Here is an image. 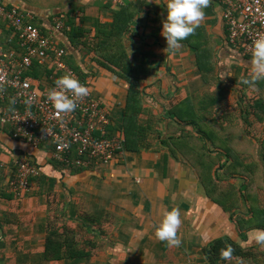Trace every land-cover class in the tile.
Listing matches in <instances>:
<instances>
[{
    "label": "crops",
    "instance_id": "crops-1",
    "mask_svg": "<svg viewBox=\"0 0 264 264\" xmlns=\"http://www.w3.org/2000/svg\"><path fill=\"white\" fill-rule=\"evenodd\" d=\"M1 3L29 13L34 25L45 34L57 15L63 16L65 22L69 14L76 25L89 28L87 39L75 41L63 31L56 34V39L66 50L65 61L81 70L84 79L75 72L108 110L107 128L117 127L122 119L127 84L99 66L87 45L94 36L95 23L111 22L122 6L132 5L136 12L123 39L129 58L143 70L140 84L143 111L139 123L146 132L138 150L125 151L109 164L93 162L78 168L55 162L51 148H34L14 138L10 126L0 123V264H204L207 259L203 248L217 238L243 247L257 246L251 235L263 228L241 233L235 222L238 215L248 218L249 204L240 201L239 209L232 213L211 200L196 168L169 138L183 129L193 130L175 122L169 114L172 104H179L189 96L204 95L211 100L215 94L210 90L205 93L194 48L182 41L179 50L167 52L166 39L161 34L167 0H1ZM222 9L218 0H211L204 10V21L189 38L195 45L207 41L212 47L208 50L214 73L219 83L236 97L240 89L235 79L250 71L251 56L226 41ZM0 45L4 49H17L12 30L1 18ZM33 82L37 84L39 80ZM7 102L0 100V115ZM243 108L247 110L248 104H243ZM193 142L199 145L196 138ZM23 156L36 166L38 178L33 179L26 191L17 193L9 182ZM256 158L263 170L259 154ZM232 180L239 179H229L239 185ZM257 196L264 198V191ZM174 207L179 208L182 220L178 231L182 244L178 248L155 237V226L164 212ZM50 229L63 234L68 243L77 245L86 255L43 262V245ZM231 264H264V254L258 252L254 262L236 258Z\"/></svg>",
    "mask_w": 264,
    "mask_h": 264
},
{
    "label": "trees",
    "instance_id": "trees-1",
    "mask_svg": "<svg viewBox=\"0 0 264 264\" xmlns=\"http://www.w3.org/2000/svg\"><path fill=\"white\" fill-rule=\"evenodd\" d=\"M135 12L132 5H125L115 13L111 22L100 25L95 23L94 36L87 45L94 54L93 60L99 66L108 69L127 84V97L122 119L117 127L107 128V136L123 137L125 151L138 150L140 142L145 139L143 133L146 132L143 125L139 123L143 111V93L140 88L144 77L143 70L129 58L123 39ZM57 16L64 19L61 15ZM3 20L6 22L5 19ZM31 23L34 25L33 19ZM64 23L66 26L62 31L75 41L84 37L88 38L89 28H84L83 24L76 25L74 17L67 14ZM39 30L44 33L42 28ZM183 42L195 49L196 66L203 80L205 93L210 90L215 95L210 98L211 100L204 95L189 96L179 104H172L169 114L174 116L175 122L180 125H189L193 130L183 129L177 136L169 138L175 141L177 150L196 168L207 196L211 200L225 211L232 213L239 209L240 201L244 200L249 204L248 218L245 219L240 215L235 218L241 233L243 230L252 228L264 229V208L262 207L264 198L257 196L264 191V136L259 138L258 148L263 170L256 156L250 152L238 150L233 145L240 138H249L253 134H264V131H261L264 125V84L260 81L252 89L247 85L239 84V79H235V85H239L240 92L239 96L232 97V91L221 85L214 73L212 54L209 52L212 47L207 41L195 45L191 37H188ZM83 45L86 44L83 43ZM17 52L20 53L18 49ZM70 66L84 79L85 76L80 69L73 65ZM53 70L52 67L35 61L27 75L38 79L40 86L44 87L52 84L48 76ZM245 103L248 104L247 110L243 108ZM10 106L8 101L6 110ZM197 110L203 111L197 113ZM195 138L199 140V145L193 142ZM46 147L52 149L51 144ZM15 173L16 170L11 179L15 177ZM36 178L38 177L31 178L30 183ZM231 178L239 179L240 184L236 186L231 183L229 181ZM226 246L234 249L231 261H223L220 258V250ZM258 252L260 255L264 254V248L259 245L243 247L223 238L213 240L202 251L207 259L204 264H231L236 258L254 262ZM85 255L82 249L77 248V245L68 243L67 237L64 239L60 232L58 233L55 229L47 231L42 251L43 262L59 260L63 257L83 258Z\"/></svg>",
    "mask_w": 264,
    "mask_h": 264
},
{
    "label": "built area",
    "instance_id": "built-area-1",
    "mask_svg": "<svg viewBox=\"0 0 264 264\" xmlns=\"http://www.w3.org/2000/svg\"><path fill=\"white\" fill-rule=\"evenodd\" d=\"M222 4V19L226 41L251 56L252 42L264 34V0H218ZM0 18L6 20L16 39L15 48L0 45V100L15 98L8 110L0 115V123L10 126L14 138L34 148L51 144V158L65 166L87 167L90 163L109 164L124 154L123 139L107 136L110 123L108 110L92 94L90 86L65 61L66 50L56 34L65 28L64 21L54 17L48 33H42L31 23L32 16L17 7H6L0 0ZM35 61L54 70L48 76L51 85L34 84L27 75ZM71 74L89 88V95L78 102L72 113L58 114L47 98L55 80ZM29 100V104H25ZM46 144V145H45ZM38 175L36 166L23 156L16 163L15 177L9 185L15 192L26 191L30 180Z\"/></svg>",
    "mask_w": 264,
    "mask_h": 264
},
{
    "label": "clouds",
    "instance_id": "clouds-1",
    "mask_svg": "<svg viewBox=\"0 0 264 264\" xmlns=\"http://www.w3.org/2000/svg\"><path fill=\"white\" fill-rule=\"evenodd\" d=\"M211 0H167L166 18L162 24L161 34L166 39L167 52L173 53L181 48V42L193 35L205 19V9ZM231 75V71H229ZM264 81V34L258 35L252 42L250 71L241 76L239 84L254 89L258 82ZM89 95V88L71 74H65L55 80V87L47 93L58 114L74 112L78 102ZM15 98H10V104H15ZM25 100V104H29ZM181 213L179 208L165 211L163 218L155 226V237L170 247H180L182 240L178 235L181 227ZM252 241L264 248V229L256 230L251 235ZM234 249L226 246L220 250L223 261L233 259Z\"/></svg>",
    "mask_w": 264,
    "mask_h": 264
},
{
    "label": "rangeland",
    "instance_id": "rangeland-1",
    "mask_svg": "<svg viewBox=\"0 0 264 264\" xmlns=\"http://www.w3.org/2000/svg\"><path fill=\"white\" fill-rule=\"evenodd\" d=\"M264 136L263 133L260 134H253L251 137L249 138H240L238 140H236L235 143H233L234 146H236V148L238 150H243L245 152H250L252 153L254 156L258 155V148H259V138H262ZM240 142V143H239ZM235 182L236 184H240L239 180H232V182Z\"/></svg>",
    "mask_w": 264,
    "mask_h": 264
}]
</instances>
